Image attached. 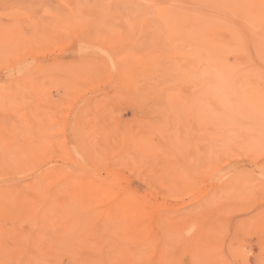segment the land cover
Segmentation results:
<instances>
[{
    "label": "rangeland",
    "instance_id": "obj_1",
    "mask_svg": "<svg viewBox=\"0 0 264 264\" xmlns=\"http://www.w3.org/2000/svg\"><path fill=\"white\" fill-rule=\"evenodd\" d=\"M239 1L0 0L3 264H264V110L241 91L264 30Z\"/></svg>",
    "mask_w": 264,
    "mask_h": 264
},
{
    "label": "bare ground",
    "instance_id": "obj_2",
    "mask_svg": "<svg viewBox=\"0 0 264 264\" xmlns=\"http://www.w3.org/2000/svg\"><path fill=\"white\" fill-rule=\"evenodd\" d=\"M204 1L207 2V0H204ZM208 1H209V0H208ZM212 1H214V0H211V3H212ZM217 1H220V3H221V2L223 3V1L225 2V0H215V2H216V3H215V6H214L213 4H211V3H209V2H207V3L211 4L212 6H214V8H217V6H218V5H217ZM241 1H242V0H241ZM241 1H239V2H241ZM251 1H252V0H250V3H251L252 6L249 5V7H252V9H251L250 11H249L250 8L248 9L247 6L243 5L242 3H240V4H242V6L239 4V5L241 6V7L239 6V8H240L241 10H240V9H239V10H240L243 14L246 13V15H244V16H247V15H248L247 12H250L249 15H248L247 17H250V16H251V20H253V21L249 20L250 18H247V17H246L247 21L249 20L248 22L251 21V22L254 23V25H258V26H259V24H260V28H261L260 31L263 32V30H264V0H258L259 2L256 0V1H257V4L255 3L256 1L253 0V1H254V2H253V3H254V6H253V3H252ZM248 2H249V0H248ZM260 2H261V3H260ZM213 3H214V2H213ZM222 3H221V4H222ZM259 3H260V4H259ZM236 4H237V3H236ZM245 4L247 5V4H249V3H245ZM255 4H256V5H255ZM258 4H259V6H261V4H263V5H262L261 7H258V6H257ZM216 5H217V6H216ZM222 6H223V4H222ZM222 6H219V7L221 8ZM127 7H128V6H127ZM127 7H126V8H127ZM129 7L132 8V5L129 6ZM224 7H225V6H224ZM237 7H238V6H237ZM130 8H129V10H130ZM165 9H166V8H165ZM165 9H164V11H165ZM218 9H219V8H218ZM123 10H124V9H122L121 12H122ZM166 10H167V9H166ZM221 10H222V8H221ZM239 10H238V11H239ZM126 11H127V9H126ZM240 11H239V16H240ZM124 12H125V10H124ZM127 12H128V11H127ZM164 13H167V12H164ZM125 14H127V13H125ZM164 15H166V14H164ZM166 16H167V15H166ZM244 16H243V19L245 18ZM167 17H168V16H167ZM173 17H174V16H173ZM215 17H216L217 19L219 18V17H217V16H214V18H215ZM246 19H245V20H246ZM213 20L216 21V19H213ZM219 20H220V18H219ZM219 20L216 21L219 25H215V26H220V23L222 22V18H221L220 21H219ZM255 20H256L257 23L255 22ZM214 21L211 20V22H210L209 24H211V25H212V24H213V25L216 24V22H214ZM224 21H225V19H224ZM212 22H214V23H212ZM251 22H250V23H251ZM223 23H225V22H222L221 25H223ZM253 23H252V24H253ZM252 24H250V25H252ZM211 25H209V27H211V28L213 27L214 29L216 28V27L211 26ZM224 26H225V24H224L223 26H221V27L223 28ZM258 26H257V27H258ZM205 27H206V26H205ZM221 27H220V28H221ZM228 27H229V26H228ZM207 28H208V26H207ZM211 28H210V29H211ZM213 28H212V29H213ZM220 28L218 27V30H219ZM229 28H230V27H229ZM258 28H259V27H258ZM212 29H211V30H212ZM207 30H208V29H207ZM207 30H206V31H207ZM221 30H222V29H221ZM230 30H231V29H230ZM232 30H233V29H232ZM209 31H210V30H209ZM219 31H220V30H219ZM219 31H217V33H219ZM233 31H234V30H233ZM207 32H208V31H207ZM208 34H209V35H212L211 39H210V36H208V39H209L210 43H212V46H213V44H215V43H219V45H221V43H223V42L226 41V40H223V42H222V40H221V34L219 33V35H217L216 32H215L214 30H212L211 32H208ZM263 34H264V33H263ZM202 35H203V33H202ZM203 36L205 37L206 35L204 34ZM231 36H232V35H231ZM236 37H238L237 34H236ZM236 37H235V36H232V39H233V40L235 39L233 42H235V41H237V39H239V38H236ZM243 39H244V38H243ZM243 39H242V38L239 39V40H238V43H235V44H234V45H237V49L235 48V50H241V51H242V48L244 49V45H243V44H239V43H241L240 41H242ZM245 39H246V38H245ZM90 40H91V42H92V39H90ZM249 40H250V39H249ZM83 41H84V40H83ZM88 41H89V40H87V42H88ZM93 41H94V39H93ZM96 41L98 42V40H96ZM233 42H231V46H232V47H233V45H232ZM242 43H244V42H242ZM224 44H225V43H224ZM224 44H223V45H224ZM238 44H239V45H238ZM223 45H221V46H223ZM241 45H242L243 47H240ZM263 45H264V44H263ZM150 46H151V45H149V47H150ZM152 46H153V44H152ZM205 46H206V45H205ZM209 46H210L211 48H213V47H212L211 45H209V44H208V46H206V47H208V49H209V48H210ZM216 46H218V45L216 44ZM216 46H214V47H216ZM227 46H228V45H227ZM229 46H230V45H229ZM229 46H228V47H229ZM231 46H230V47H231ZM149 47H148V48H149ZM180 47H181V46H180ZM191 47H192V46H191ZM206 47H205V48H206ZM224 47H225V46H224ZM224 47H223V48H224ZM228 47H226V48H228ZM232 47H231V48H232ZM234 47H236V46H234ZM238 47H239L240 49H239ZM161 48H162V47H161ZM161 48H160V49H161ZM178 48H179V47H178ZM194 48H195V47H194ZM203 48H204V47H203ZM211 48L209 49L210 51H211ZM231 48H230V49H231ZM184 49H188V48L185 47V48L182 49V51H183ZM232 49H233V50H232ZM232 49H231V51H235L234 48H232ZM262 49L264 50V48H262ZM158 50H159V49H158ZM163 50H166V49H163ZM175 50H176V49H175ZM179 50H180L179 52H181V48H180ZM217 50H218V51H217ZM217 50L214 51V53L217 52V54H219V53H218L219 50L222 51V54H223V52H224L223 49H220V47H218ZM224 50H225V49H224ZM149 51H150V50H149ZM160 51H162V50H160ZM173 51H174V49L172 50V53L170 52V53L172 54V55L170 54L171 56H174ZM186 51H187V52H186ZM186 51H185L186 53L184 52V53H182V54H184L185 56H188V50H186ZM200 51H201V52H200ZM200 51H198V54L196 53L197 51H195L194 53L192 52V54H195L194 56H197V55H198L199 57H198V56H197V57H198V59H199L200 57L204 56V54H206V53H207L206 51H208V50H207V48H206L205 51H204V50L202 51V49H201ZM227 51H229V50L227 49ZM165 52H166V53H164V54L167 55V51H165ZM174 52H175V51H174ZM176 52H177V50H176ZM203 52H206V53L203 54ZM116 53H117V52H115V54H116ZM119 53H120V52L118 51V54H119ZM158 53H160V52H158ZM158 53H156V54H157L156 56L159 55ZM177 53H178V52H177ZM225 53H226V51H225ZM147 54H148V53H147ZM152 54H154V53H152ZM160 54H161V53H160ZM164 54H162V55H164ZM182 54H181V55H182ZM186 54H187V55H186ZM192 54H191V55H192ZM199 54H200V55H199ZM202 54H203V55H202ZM217 54H216V55H217ZM222 54H221V55L219 54V55H220V56L218 55L219 57L215 55L214 63L220 65V64H222V62H223V64L225 65V62L227 61V59H225L226 57L223 56L224 54H223V55H222ZM234 54H235V53H234ZM237 54H238V53H237ZM119 55H120L119 57H121V54H119ZM154 55H155V54H154ZM166 55H165V56H166ZM170 55H169V56H170ZM175 55H176V53H175ZM191 55H190V56H191ZM201 55H202V56H201ZM207 55H208V54H207ZM211 55H212V54H211ZM242 55H244V54L242 53ZM245 55H247V54L245 53ZM245 55H244V56H245ZM116 56H118V55H115V57H116ZM152 56H153V55H152ZM171 56H170V57H171ZM194 56L192 55V57H194ZM205 56H206V55H205ZM213 56H214V55H213ZM213 56H209V59L207 58V59H208V63H210V64L212 63V61H213V59H214ZM161 57H162V56H161ZM217 57H218V58H217ZM222 57H223V58H222ZM247 57H248V55L245 57V58L247 59V63H248V58H247ZM141 58H142V57H141ZM141 58H140V59H141ZM152 58H153V57H152ZM152 58H150V59H152ZM166 58H169V57L166 56L165 59H166ZM180 58H181V56H180ZM202 58H203V57H202ZM204 58H205V57H204ZM204 58H203V59H204ZM212 58H213V59H212ZM173 59H174V58H173ZM203 59H202V60H203ZM205 59H206V58H205ZM224 59H225V61H224ZM246 59H245V61H246ZM141 60H144V59H141ZM147 60H149V59H147ZM153 60L157 61V60L155 59V57H154ZM160 60H162V59H160ZM160 60L158 59L157 62L160 63V62H159ZM178 60H179V59H178ZM241 60L246 64L244 67H242L243 69L245 68V69L243 70V71H245V70L247 69V67H250V66H249V65H248V64H247L242 58H241ZM118 61H119V60H117V62H118ZM133 61H134V60H133ZM133 61H132V59H131V62H133ZM163 61L166 62L165 60H163ZM163 61H162V62H163ZM168 61L170 62L169 59H168ZM171 61H174V60L171 59ZM200 61H201V58H200ZM204 61L206 62V60H204ZM216 61H217V62H216ZM236 61H237V60H235V63H236ZM120 62H121V63H125V62H123L122 60H120ZM162 62H161V63H162ZM164 62H163V64H164ZM218 62H219V63H218ZM220 62H221V63H220ZM239 62H240V59H239ZM239 62H237V63H239ZM243 62H240V63H243ZM118 63H119V62H118ZM121 63H120V64H121ZM127 63H128V62H127ZM135 63H136V62H135ZM153 63H154V62H153ZM161 63H160V64H161ZM166 63H167V62H166ZM174 63H175V61H174ZM174 63L172 62V65H171V66L174 65V67H176ZM179 63H180V61H179ZM186 63H187V62H186ZM194 63L196 64L197 62H194ZM200 63H201V62H200ZM206 63H207V62H206ZM206 63H205V64H206ZM214 63H213V64H214ZM226 63H227V62H226ZM130 64H131V63H129V64H122L123 66L125 65V66H124L125 68H126V67H129L128 70H127V71H129V72H127V75L130 74V71L133 70V69H134V72H135V71H136L135 68H137V65H138V64L136 63V67H135V65H134V67H132V68H133V69H132L130 66H133V65H132V64L130 65ZM160 64H158V65L155 64V66L153 65V68H154L155 70H156L155 67H159V68H160V67H161ZM169 64H171V62H170ZM210 64H209V65H210ZM176 65L178 66V63H176ZM179 65H180V64H179ZM186 65H187V64H186ZM192 65H193V64H192ZM196 65H197V64H196ZM198 65H199V62H198ZM203 65H204V63H203L202 65H200V66H203ZM209 65L206 64V66H209ZM224 65H221V66H224ZM227 65H229V64H228V63L226 64V66L224 67L225 69L222 67L221 72H220V69H219L221 66H220V67L218 66L217 71H218L221 75L216 73L217 75L215 74L216 76H215L214 78L217 77V79H214V78L212 79V76H211V75H207V76H209V79H210V78L212 79L211 81L214 80L213 83H214L215 81L217 82V80H218V83H219L220 80H224V77H223V76L226 75V74H228V72H226V70H227ZM119 66L121 67V65H119ZM119 66H118V68L120 69ZM183 66H184V65H183ZM183 66H182V67H183ZM212 66L215 68L216 65H212ZM246 66H247V67H246ZM138 67H140V66H138ZM141 67H142V66H141ZM145 67H146V66H145ZM145 67H144V68H145ZM162 67H163V69H164V67H167V66H165V64H164V66H162ZM162 67H161V68H162ZM188 67H189V68H190V67L192 68L193 66H191V64H190V66H188ZM196 67H197V66H196ZM228 67H230V65H229ZM231 67H232V66H231ZM231 67H230V68H231ZM254 67H255V66H254ZM125 68H124V69H125ZM148 68H149V67H148ZM161 68H160V69L157 68V69H158L157 72H161ZM178 68H179V67H178ZM178 68L176 67V70H177ZM191 68H190L189 70H192V69H193V68H192V69H191ZM194 68H195V67H194ZM203 68H205V66H204ZM237 68H238V67H237ZM239 68H240V66H239ZM251 68H252V67H251ZM121 69H123V68L121 67ZM129 69H131V70H129ZM163 69H162V70H163ZM180 69H181V67H180ZM195 69H196V68H195ZM195 69H194V71H195ZM206 69H210V70H208V71H209V74L212 73V70H214L215 72H217L215 69H211V66H210V67H207ZM206 69H205V70H206ZM218 69H219V70H218ZM228 69H229V68H228ZM159 70H160V71H159ZM176 70H175V71H176ZM119 71H120V70H119ZM153 71H154V70H153ZM177 71H179V70H177ZM198 71H199V70H198ZM200 71H202V69H201ZM206 71H207V70H206ZM206 71H205V72H206ZM208 71H207V72H208ZM210 71H211V72H210ZM246 71H248V70H246ZM122 72L125 73L126 70H125V71H122ZM122 72L120 73L121 75L123 74ZM136 72H137V71H136ZM136 72H135V73H136ZM190 72H193V71H190ZM195 72H196V71H195ZM215 72H214V73H215ZM225 72H226V74H225ZM255 72H256L255 68H253V70L248 71L247 73L245 72L246 74H243V76L248 78V79L246 78L245 81H246L247 83H245V84H246V85L249 84V86L245 87V86H246V85H245L244 87H241V86H242V84H241L239 87L243 88L241 91H243V92L246 93V94L248 93V94L251 96V100L253 99V101H251V103L255 102V103L259 104V105H260V109L264 110V72H263V71H259V72H258V75H256V76L258 77V80L255 81V83L257 84L258 87L255 86V85H252V84H255V83H253V82H254L253 80H252V82H250V81H251V78L249 79V76L251 77V75H253ZM214 73H212V74H214ZM243 73H244V72H243ZM132 74H133V75H132ZM155 74H156V71H155ZM158 74H159V73H158ZM182 74H183L182 77H184V73H182ZM188 74H189V72H188ZM190 74H191V73H190ZM192 74H193V73H192ZM194 74H195V73H194ZM198 74H199V73H196V75H195L194 77H196V78H200L201 75H199V77H198V76H197ZM200 74H202V77L204 76L203 73H200ZM123 75H125V74H123ZM134 75H135V76H134ZM137 75H138V74H137ZM176 75H177V74H176ZM185 75H187V74H185ZM222 75H223V76H222ZM229 75H230V73H229ZM128 76H129V75H128ZM131 76H133V77H131ZM131 76H130V77H131V79L133 78L132 80H133V82H134V81H135V80H134V77H136V74H134L133 71H132V73H131ZM139 76H140V75H139ZM151 76H153V78H154V75H151ZM151 76H149V77H151ZM178 76H179V75H178ZM189 76H190V75H189ZM210 76H211V77H210ZM219 76H222L223 79H221ZM227 76H228V75H227ZM227 76H225V79H226ZM126 77H127V76H126ZM140 77H141V76H140ZM143 77L145 78V76H143ZM155 77H156V76H155ZM157 77H158V76H157ZM186 77H187V76H186ZM186 77H185V78H186ZM190 77H191V76H190ZM190 77H189V78H190ZM194 77H192L191 79L193 80ZM205 77H206V76H205ZM228 77H229V76H228ZM124 78H125V77H124ZM141 78H142V77H141ZM185 78L182 79V82H184ZM196 78H194V83H196V81H195ZM219 78H220V79H219ZM241 78L243 79V77H241ZM131 79L129 80V83H130V84H131V82H132ZM137 79H140V78L137 77ZM147 79H148V78H147ZM177 79H178L177 77H176L175 79H173V82H172V83H174ZM204 79H205V78H203V80H204ZM206 79H207V78H206ZM149 80L152 81V77H151V79H149ZM149 80H148V81H149ZM157 80H158V79H157ZM197 80H199V79H197ZM130 81H131V82H130ZM136 81H137V80H136ZM136 81H135V82H136ZM143 81H144V79H143ZM143 81L140 79V81H139L138 83L143 82ZM145 81H146V80H145ZM145 81H144V82H145ZM154 81H155V80H154ZM158 81H159V80H158ZM190 81H191V80H190ZM208 81H209V80H208ZM146 82H147V81H146ZM155 82H156V81H155ZM180 82H181V81H180ZM186 82H189V80H188V81L186 80ZM186 82H184L183 84H185ZM201 82H204V81H202V80L200 79L199 84H202ZM206 82H207V81H206ZM216 82H215V83H216ZM136 83H137V82H136ZM136 83H135V84H136ZM148 83H150V82H148ZM148 83H147V84H148ZM157 83H158V82H157ZM175 83H177V82H175ZM191 83H192V86H194L193 82H191ZM251 83H252V84H251ZM147 84H146V85H147ZM179 84H180V83H179ZM199 84H198L197 86H199ZM207 84H209V83H206V85H207ZM210 84H211V82H210ZM132 85H133V83L131 84V86H132ZM149 85H150V86H149ZM152 85H153V84H152ZM152 85H151V84H148L149 88H150ZM155 85H156V84H155ZM158 85H159V84H158ZM171 85H172V84H171ZM173 85H174V84H173ZM173 85H172V86H173ZM176 85L178 86V84H175V86H176ZM189 85H190V84H189ZM215 85L218 86V84H215ZM153 86H154V85H153ZM156 86H157V85H156ZM156 86H155V87H156ZM183 86H184V85H183ZM203 86H205V84H204ZM203 86H201V88H202ZM212 86H214V85H212ZM132 87H133V86H132ZM134 87H135V86H134ZM134 87H133V88H134ZM143 87H144V86L141 85L140 88L142 89ZM155 87H154V88H155ZM199 87H200V86H199ZM130 88H131V87H130ZM140 88H138V89L141 90ZM152 88H153V87H151L150 89L152 90ZM173 88H174V87H173ZM189 88H190V86H189ZM195 88H197V87L195 86L194 88H191V91H192V89H195ZM201 88H198L200 91L197 89V90L199 91V94H201L200 92H202V93L204 92V91H201ZM203 88H204V87H203ZM205 88H206V87H205ZM213 88H214V87H213ZM213 88L210 87V90H209V91H211V89H213ZM134 89H135V88H134ZM143 89H144V88H143ZM143 89H142L141 91H143ZM150 89H149V91H151ZM157 89H159V88H157ZM183 89H185V87H183ZM215 89H216V87H215ZM215 89H214V91H217V89H219V87H218L216 90H215ZM145 90H146V89H145ZM145 90H144L143 93H145ZM168 90H169V89H168ZM197 90H196V91H197ZM134 91L137 92V89L134 90ZM161 91H162V90H161ZM161 91H158L157 93L162 94V93L167 92V91H165V90H164L165 92H161ZM172 91H173V90H172ZM176 91H177V90H176ZM193 91H194V90H193ZM196 91H194V92L197 93ZM206 91H207V90H205V92H206ZM212 91H213V90H212ZM212 91H211V93H212ZM219 91H220V90H219ZM219 91H217V92H219ZM132 92H133V91H132ZM136 92H135V93H136ZM160 92H161V93H160ZM139 93H140V92H139ZM170 93H171V91H170ZM174 93H175V89H174ZM192 93H193V92H192ZM130 94H131V92H130ZM133 94H134V93H133ZM141 94H142V93H141ZM148 94H149V92L146 94V96H147ZM159 94H158V95H159ZM168 94H169V93L167 92V95H168ZM179 94H180V93H179ZM204 94H205V93H204ZM207 94H208V91L206 92V95H207ZM209 94H210V93H209ZM212 94H213V93H212ZM212 94H211V95H212ZM215 94H216V93H215ZM217 94H219V93H217ZM136 95H137V93H136ZM143 95H144V94H143ZM171 95H173V94L171 93ZM171 95H170V96H171ZM194 95H195V94H194ZM194 95L192 94L191 96H194ZM206 95H205V97H206ZM131 96H132V95H131ZM170 96H169V97H170ZM203 96H204V95H203ZM208 96H210V95H208ZM214 96H215V95H214ZM133 97H134V96H133ZM136 97H137V96H136ZM140 97H141V96H140ZM140 97H139V98H140ZM142 97H143V96H142ZM156 97H157V96H156ZM158 97H160V96H158ZM164 97H168V96H166V94H164ZM169 97H168V99H169ZM171 97H172V96H171ZM197 97H198V96H197ZM197 97H196V98H197ZM212 97H213V96H212ZM218 97H219V95H218ZM137 98H138V97H137ZM162 98H163V97H162ZM172 98H174V97H172ZM172 98H171V99H172ZM194 98H195V97H194ZM199 98H200V97H199ZM201 98H202V97H201ZM137 100H138V99H137ZM141 100H143V98H142ZM138 101H139V100H138ZM145 101H146V100H145ZM145 101H144V102H145ZM140 102H141V101H140ZM140 102H139V103H140ZM149 102H150V101H149ZM137 103H138V102H137ZM197 107H198V106H197ZM191 108H192V107H191ZM156 110H157V108H156ZM152 111H153V110H152ZM154 111H155V110H154ZM154 111H153V112H154ZM158 112H159V110H158ZM163 112H164V111H163ZM163 112H162V113H163ZM165 112H166V111H165ZM165 112H164V113H165ZM151 114H152V112H151ZM261 115H262V114H261ZM148 134H149V133H148ZM144 135H145V134H144ZM145 136L148 137L149 135H145ZM147 137H146V138H147ZM140 138H141V137H139V140H140ZM148 139H149V137L147 138V140H148ZM160 139H161V138H160ZM169 139H170V138H169ZM169 139H168V140H169ZM181 139H182V138H181ZM143 140H145V139H142V141H143ZM155 140H156V139H155ZM163 140H164V139H163ZM137 141H138V140H137ZM142 141H141V142H142ZM165 141H166V140H165ZM145 142H146V141H145ZM151 142H152V141H151ZM161 142H162V141H161ZM132 168H133V167H132ZM132 168H131V169H132ZM134 168H135V167H134ZM136 169H137V168H136ZM133 171H134V170H133ZM130 172H132V171H130ZM134 174H135V176H136V175H137V172H136V173L134 172ZM139 174H140V173H139ZM132 175H133V174H132ZM142 175H143V174H142ZM142 175H141V176H142ZM138 176H139V175H138ZM138 176H137V177H138ZM139 177H140V176H139ZM142 178H144V177H141V180H142ZM148 178H149V177H148ZM145 179H146V178H145ZM149 179H150V178H149ZM151 180H152V179H151ZM142 181L145 183L144 180H142ZM146 182H147V181H146ZM149 183H150V182H149ZM153 183H154V181H153ZM145 184H146V183H145ZM147 184H148V182H147ZM150 185H151V184H150ZM154 185H155V183H154ZM158 185H159V184H158ZM152 186H153V184H152ZM148 187H150L149 184H148ZM156 188H157V187H156ZM160 188H161V187H160ZM151 189H153V187H152ZM154 190H155V188H154ZM159 190H160V189H159ZM157 191H158V188H157ZM160 191H161V190H160ZM162 193H163V192H162ZM165 194H166V193H165ZM173 195L176 196L174 193H173ZM163 196H164V195H163ZM171 196H172V195H171ZM166 197H167V196H166ZM169 197H170V196H169ZM135 203H136V202H135ZM138 203H139V202H138ZM135 205H136V204H135ZM3 255H4V254H3ZM24 255H26V254H24ZM1 256H2V253H1ZM21 256H23V255H21ZM27 256L29 257V255H27ZM27 256H26V257H27ZM15 257H16V256H15ZM24 257H25V256H24ZM1 259H2V258H0V260H1ZM22 259H25V258H22ZM31 259L34 260L33 258H31ZM2 260H3V259H2ZM2 260H1V263L4 262V261H2ZM18 260H19V259H18ZM23 261H24V260H23ZM26 261H29V260H26ZM26 261H25L24 263H26ZM17 262L20 263V260L17 261ZM21 262H22V261H21ZM24 263H23V264H24ZM30 263H31V262H30ZM2 264H3V263H2ZM4 264H5V263H4ZM26 264H27V263H26ZM28 264H29V263H28Z\"/></svg>",
    "mask_w": 264,
    "mask_h": 264
}]
</instances>
